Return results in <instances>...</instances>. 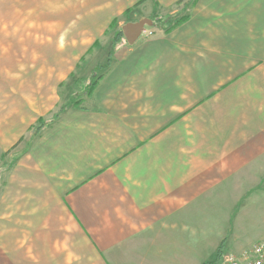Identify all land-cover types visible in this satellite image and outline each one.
<instances>
[{
	"label": "crops",
	"instance_id": "crops-1",
	"mask_svg": "<svg viewBox=\"0 0 264 264\" xmlns=\"http://www.w3.org/2000/svg\"><path fill=\"white\" fill-rule=\"evenodd\" d=\"M115 1L168 20L80 55L81 81L110 64L76 105L57 95L58 57L39 55L46 81L27 89L56 117L5 174L1 248L15 252L0 264H29L16 230L32 209L96 235L104 264H203L264 238V0Z\"/></svg>",
	"mask_w": 264,
	"mask_h": 264
},
{
	"label": "rangeland",
	"instance_id": "rangeland-1",
	"mask_svg": "<svg viewBox=\"0 0 264 264\" xmlns=\"http://www.w3.org/2000/svg\"><path fill=\"white\" fill-rule=\"evenodd\" d=\"M145 13L147 16H142L138 6H130L129 10L128 8L122 10L115 0L103 2L0 0V256L3 257L2 259L15 252L1 248L4 247L7 227L4 216H1L5 209L3 200L5 174L9 173L10 167L19 160L20 154L15 153L24 149V144L26 141L29 143L32 133L38 132L36 129L45 125L51 117H56L53 115L51 101L42 96V92L45 91L38 90L40 96L35 99L30 95L31 90L27 89L36 82L46 81V73L42 75L37 73L39 55L58 57L61 72L58 75L57 95L60 91L62 97L64 91H67L66 97L70 99L76 93L80 95L91 78L85 81L76 79L77 74L74 73L80 67L78 63L80 55L109 53L111 56L117 44L125 42L123 34L120 39L118 38V42L114 40L116 32L121 31V27L127 22H134L144 17L151 18L154 23L168 20L158 17L154 12L145 11ZM167 23V25L171 24L168 21ZM150 27L146 26L144 31H149ZM102 66H99L93 75L98 76L96 72L103 69ZM45 68L51 70L47 65ZM29 99L32 100L31 104L27 103ZM38 117L40 119L37 122ZM25 127H28L29 132L26 131L16 140ZM33 210L24 211L27 215L30 213L34 215L25 219L21 232L16 230L21 236L20 240L28 246L29 264H39L43 261L47 264L53 262L104 264L99 250L93 243L97 240L96 235H83L77 232L80 228H70L69 217H60L57 219L58 223L54 222L51 226V218L46 214L40 215L38 210ZM17 228L20 229L19 226ZM56 243H59V247ZM63 243H68L70 249ZM51 244L53 248H50ZM106 258L104 256V259Z\"/></svg>",
	"mask_w": 264,
	"mask_h": 264
},
{
	"label": "built area",
	"instance_id": "built-area-1",
	"mask_svg": "<svg viewBox=\"0 0 264 264\" xmlns=\"http://www.w3.org/2000/svg\"><path fill=\"white\" fill-rule=\"evenodd\" d=\"M214 264H264V238L239 254L222 252Z\"/></svg>",
	"mask_w": 264,
	"mask_h": 264
},
{
	"label": "trees",
	"instance_id": "trees-1",
	"mask_svg": "<svg viewBox=\"0 0 264 264\" xmlns=\"http://www.w3.org/2000/svg\"><path fill=\"white\" fill-rule=\"evenodd\" d=\"M184 19H185V17H181V18L177 19V20L173 23V25H172L171 27L180 24L181 22L184 21ZM171 27H170V28H171ZM170 28H168V29H170ZM168 29H167V30H168ZM121 35H122V32H121L120 30L117 31V32H116V37H115V40H114V41H115V42H118L119 39H120L119 37H120ZM118 38H119V39H118ZM109 64H110V58H108L107 62H106L103 66H102V65H98V66H102L103 69H105V68H107V67L109 66ZM98 78H99V76L92 75L91 78H89V80H88L87 86L82 90V93H80V95H77V93L74 94V95L68 100V102L66 103V105H70V104H72V105H76V104H78L79 102H81V98H82L83 95H90L91 92H92V90H93V88H94V85L96 84V82H97V80H98ZM81 95H82V96H81ZM222 250H223V242H221L220 245L217 247L214 258L211 259V260H209V261H205L203 264H214V263L219 259L220 255H221V253H222Z\"/></svg>",
	"mask_w": 264,
	"mask_h": 264
},
{
	"label": "water",
	"instance_id": "water-1",
	"mask_svg": "<svg viewBox=\"0 0 264 264\" xmlns=\"http://www.w3.org/2000/svg\"><path fill=\"white\" fill-rule=\"evenodd\" d=\"M149 18H141L134 22H127L121 27V32L128 44H132L144 31L146 26H152Z\"/></svg>",
	"mask_w": 264,
	"mask_h": 264
}]
</instances>
